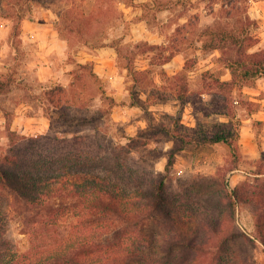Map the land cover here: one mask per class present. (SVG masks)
<instances>
[{
  "label": "trees",
  "instance_id": "trees-1",
  "mask_svg": "<svg viewBox=\"0 0 264 264\" xmlns=\"http://www.w3.org/2000/svg\"><path fill=\"white\" fill-rule=\"evenodd\" d=\"M223 8L226 17L234 18L232 27L220 24L199 32V16L190 15L168 42L135 43L138 53H154L153 59L148 68L138 70L129 57L126 69L133 75L136 88L144 91L148 87L137 82V75L152 82L145 75L152 74L153 64H169L184 51L183 43L195 38L201 43L197 48L202 53L221 52L219 61L230 71L231 79L223 80L207 71L202 77L203 89H192L187 73L192 62L188 60L175 75L168 76L164 71L169 86L154 90L158 94L149 89L148 100L175 99L183 105L191 104L205 117L221 115L229 119L188 126L178 116L172 117L169 125L150 123L157 130L147 132L148 138L156 139L160 132L173 142L166 174L146 167L142 161L135 166L128 162L132 153L147 145L141 136L129 138L127 144L105 146L98 134L92 141L96 148L74 146L68 134L51 136L52 142L45 145L43 136H18L0 156V264H241V247L251 246L252 250L258 240L264 246V182H241L232 187L220 167L215 175L180 182V191L169 190L171 169L179 152L225 144L234 163L227 174L237 168L242 156L233 92L242 83L264 77V50L248 52L254 41L250 29L255 22L241 15L235 0H226ZM85 17L71 23L81 28L100 22L93 16ZM124 23L130 27L129 21ZM115 47L121 57L122 46ZM130 52L133 55L134 50ZM73 74L68 87L47 88L45 104L59 114L51 116V130L65 125L77 139L81 129L98 123L105 113L90 116L82 109L87 106L83 96L77 93L82 79L88 84L102 82L94 62L80 64ZM10 82L0 77V92ZM153 85H157L155 80ZM98 89L110 101L106 112H111L117 101L107 96L103 84ZM205 93L210 100L204 98ZM261 175L264 173L257 172L256 179H262ZM240 206L249 207L254 214L256 238L237 226ZM68 217L74 221L62 236H57L62 220ZM17 218L55 230V240L48 246L20 251L7 235L10 222Z\"/></svg>",
  "mask_w": 264,
  "mask_h": 264
},
{
  "label": "rangeland",
  "instance_id": "rangeland-1",
  "mask_svg": "<svg viewBox=\"0 0 264 264\" xmlns=\"http://www.w3.org/2000/svg\"><path fill=\"white\" fill-rule=\"evenodd\" d=\"M225 1L0 0V77L11 81L10 86L0 92V156L7 152L18 136H43L45 145L52 142L51 136L68 134L69 143L88 148H96L92 141L98 134L105 146L127 144L129 138L141 136L147 145L132 153L128 162L135 166L142 161L146 167L166 174L173 142L158 131L156 139L148 138L147 132L157 130L150 127V123L151 126L152 123L169 125L172 117L181 116L184 124L196 126L200 122L211 124L229 118L221 115L205 117L191 104L183 105L175 99L148 100L149 89L158 94L154 90L160 86L168 87L163 72L166 71L168 76L175 75L183 70L188 60L192 62L187 69L192 89H203L202 77L207 71L223 80L231 79V74L219 61L220 51L202 53L197 48L201 43L190 38L182 45L184 51L172 62L164 67L153 64L152 74L145 75L152 78V82L137 75V82L148 87L142 91L140 87L136 88L133 75L126 69L128 58H133L132 65L138 70L148 68L154 53H138L135 43L140 40L151 44L168 42L190 15L199 16V32L215 29L220 24L232 27L234 18L226 17L223 11ZM235 3L241 7L242 16L247 15L255 22L250 29L254 41L248 52L263 51L264 0H235ZM19 14L20 18H17ZM85 16H93L100 22L81 28L77 23H71V20L86 19ZM124 21H129L130 27ZM79 29L82 32L79 33ZM62 42L67 46L65 53H60ZM116 45L122 46L121 57ZM131 49L134 50L133 55ZM88 61L94 62L95 69L98 67L102 82L90 80L88 84L83 79L78 81L77 93L87 104L82 109L90 116L100 112L105 114L98 123L81 129L78 133L80 138L76 139L72 129L65 125L51 130V116L56 118L59 114L45 104V91L56 85L68 87L74 79V71ZM154 80L157 85L152 87ZM100 84L106 89L107 96L119 99L111 112H106L110 101L99 93ZM233 97L236 104L234 118L240 123L241 131L242 156L237 168L227 174V169L234 163L225 144L190 147L176 156L169 190L180 191V182L215 175L220 167L231 186L241 182H264V175H261L262 179H256L257 172L264 173V77L235 87ZM204 98L211 99L208 93ZM237 219L239 229L252 238L258 236L255 216L249 207L240 206ZM73 221V217L64 218L57 236H62ZM46 228L40 223L17 218L10 222L7 235L20 251L25 252L32 247L48 246L55 240V230ZM257 242L252 250L251 246L240 248L241 264H264V246L259 240ZM251 256L252 259H247Z\"/></svg>",
  "mask_w": 264,
  "mask_h": 264
},
{
  "label": "crops",
  "instance_id": "crops-1",
  "mask_svg": "<svg viewBox=\"0 0 264 264\" xmlns=\"http://www.w3.org/2000/svg\"><path fill=\"white\" fill-rule=\"evenodd\" d=\"M38 33H36V35H37ZM140 41H142V40H140ZM66 45L64 44L63 45V42H62V50H60V53H65V50H66ZM175 59V58H174ZM173 59V60H174ZM98 68V67H97ZM95 69V67H94V69H95V71L100 75V70H98V69ZM115 100L117 101V100H119L118 98H115ZM232 187H235V186H232Z\"/></svg>",
  "mask_w": 264,
  "mask_h": 264
}]
</instances>
